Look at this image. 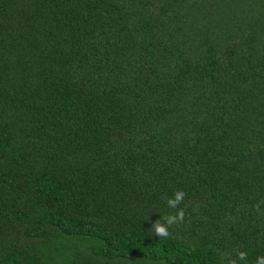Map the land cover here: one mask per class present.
Listing matches in <instances>:
<instances>
[{"label": "trees", "instance_id": "1", "mask_svg": "<svg viewBox=\"0 0 264 264\" xmlns=\"http://www.w3.org/2000/svg\"><path fill=\"white\" fill-rule=\"evenodd\" d=\"M259 255L264 0H0V264Z\"/></svg>", "mask_w": 264, "mask_h": 264}, {"label": "clouds", "instance_id": "2", "mask_svg": "<svg viewBox=\"0 0 264 264\" xmlns=\"http://www.w3.org/2000/svg\"><path fill=\"white\" fill-rule=\"evenodd\" d=\"M183 197L184 192L178 190L174 193L173 197L168 198L167 204L170 207L175 208L181 202ZM182 218L183 211L178 210L177 214L169 215L164 223H160L159 220H157L151 227L153 229V233L157 234L159 237H167L169 235V226ZM237 255L240 260H244L247 256V253L245 251H239ZM230 264H236V261L232 260ZM256 264H264V255H259L256 257Z\"/></svg>", "mask_w": 264, "mask_h": 264}]
</instances>
